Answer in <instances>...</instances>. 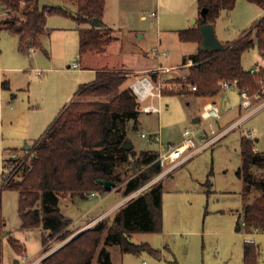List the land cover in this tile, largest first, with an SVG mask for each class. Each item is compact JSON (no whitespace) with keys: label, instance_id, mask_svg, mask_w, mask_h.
Listing matches in <instances>:
<instances>
[{"label":"rangeland","instance_id":"obj_1","mask_svg":"<svg viewBox=\"0 0 264 264\" xmlns=\"http://www.w3.org/2000/svg\"><path fill=\"white\" fill-rule=\"evenodd\" d=\"M59 2L54 0V3ZM66 3L74 9L72 0ZM154 11L158 12V17L152 16ZM105 14L109 22H112L110 25L117 31L110 29V32L104 33L105 38L110 37L99 49L83 52L80 68H69L68 65L79 58L80 30L87 25L71 16L53 14L49 17V32L42 37L43 48L37 47L35 54L31 49H20L18 34L6 26L0 29V190L4 218L0 229V264H42L46 256L85 229L94 227L105 216L114 218L124 206L122 204L110 213L103 212L113 201L122 197V192L118 195L113 191L110 193L112 197L96 205L102 197L107 196L108 190L95 189L103 192L97 196L90 195L94 190L62 191L59 193L58 206L65 216L77 223L72 221L65 230L51 238L49 230L42 225L24 229L19 213V191L1 189V150L6 158L21 160L27 152L24 150L26 144H30L29 151L32 155L38 139L74 94L73 100L76 98V101L110 100L114 93L108 96L78 95L80 84L89 81L91 77L92 73L85 69L90 61L100 65L101 62L118 59L130 68H152L159 64L180 63L184 54L197 47L195 42L181 41L179 32L184 28L199 27V0H107ZM263 17L264 8L258 3L236 0L233 7L221 10L215 22L216 34L223 42H235L253 30L251 36L255 39L254 45L242 56V64L248 70L257 67V64L258 69L264 65V53L257 42L255 30V25ZM118 32L121 34V54L115 55L118 47L114 45V54L109 53V58L97 57L96 51L103 49L106 55L109 48L105 46L114 43ZM158 48L168 49V55L157 56ZM144 53L148 56L145 57ZM193 64L194 62L191 63ZM190 66L178 65L162 75L151 73L150 76L155 83L163 85V94L164 91L171 92L181 88L196 91L188 80ZM106 71L118 76L131 74L126 77L130 78L128 82L136 80L142 74L112 67H107ZM2 80L9 81L10 86L3 87ZM124 88L125 82L118 91ZM220 89L222 117L225 111L232 113L225 117L226 122H223L222 117L214 121V127L220 129L230 126L237 117H240L241 123L228 130L216 144L164 175L162 230L135 232L131 235L134 242L148 243L158 251V255L147 249L140 253L122 252L117 244L107 241L104 236L93 264H103L102 249L110 254L112 251L116 264H244V244L247 238L255 239L260 251L259 264H264V233L253 236L236 231L244 203L241 193L243 180L237 174V169L242 164L240 138L251 132L249 137L254 140L256 150L264 151V105L256 111L254 109L264 103V96L259 98L258 94L251 95V108H244L239 88L224 89L220 86ZM137 101L140 111L137 127L133 119L127 123L128 135L134 142L136 154L131 155L127 163L116 168L114 179L117 186L111 190L123 187L129 177L148 168L142 162V152L160 150L159 135L165 144L179 143L184 137L183 130L193 124L195 112L203 108L201 98L177 93L162 96L161 113L147 112L138 96ZM156 101L158 103L159 99H155ZM250 110L253 113L246 116ZM210 121L201 119L196 126L209 128ZM142 132L148 134V137H143ZM13 147L18 148L15 158H11L14 150H9ZM11 163L12 161L7 163L9 168ZM255 171L260 173L259 169ZM159 176L160 173L141 186L142 192L161 182ZM98 214L100 215L97 216ZM64 232L68 234L66 238L61 237ZM44 236H47L46 244ZM15 240L17 244L13 242ZM67 249L71 250V245Z\"/></svg>","mask_w":264,"mask_h":264},{"label":"trees","instance_id":"obj_2","mask_svg":"<svg viewBox=\"0 0 264 264\" xmlns=\"http://www.w3.org/2000/svg\"><path fill=\"white\" fill-rule=\"evenodd\" d=\"M0 0V29L6 26L20 37V49L43 48L42 37L49 32V15L61 14L75 18L86 24L80 30V54L99 49L109 40L104 33L111 28L93 26L95 17H103L106 0ZM264 8V0H252ZM236 0H199L201 11L207 7L205 17L200 15L199 27H191L179 32L182 41L201 42L200 25L204 22L215 24L223 8H231ZM256 38L264 49V17L255 25ZM253 30L224 51L204 50L184 58L194 62L190 66L189 82L196 86L198 95H214L221 91L219 80L238 79L240 90L246 89L250 95L260 94V79L264 78V68L252 72L242 64L243 53L254 45ZM127 76L114 72L100 71L96 81L83 84L78 95L113 96L108 101L72 100L38 139L34 152L22 164V170L11 178L4 188L19 191V213L22 228L43 226L49 230V238L65 230L72 218L65 216L59 206L62 191L106 190L98 178L114 179L116 168L127 163L134 149L122 148L128 136V120L139 118L137 94L132 87L118 91ZM8 86L7 80L2 83ZM166 93L185 95L184 88ZM142 162L147 169L129 177L123 187L124 195H129L162 171L158 162V151L142 152ZM242 164L237 170L243 180V195L246 203L239 214L237 231L264 232V151L255 148L249 135L241 137ZM20 168V169H21ZM255 169H259L257 173ZM20 179V180H19ZM22 179V180H21ZM0 190V229L4 224L2 197ZM253 194V195H252ZM163 184L151 186L138 197L130 199L122 206L114 218L105 216L94 227L87 228L65 245L46 256L42 264H92L101 239L117 244L122 252L140 253L147 249L155 255L158 251L148 243H136L131 239L134 232L161 231L163 226ZM245 221V226L242 222ZM63 238L68 235L61 234ZM17 244V241H13ZM47 236H44V243ZM71 245V250L67 248ZM2 244L0 241V256ZM103 264H113L111 255L105 249ZM158 255V254H157ZM244 264H259V251L255 241L247 240L244 245Z\"/></svg>","mask_w":264,"mask_h":264},{"label":"built area","instance_id":"obj_3","mask_svg":"<svg viewBox=\"0 0 264 264\" xmlns=\"http://www.w3.org/2000/svg\"><path fill=\"white\" fill-rule=\"evenodd\" d=\"M152 16L158 17V12L154 11L152 12ZM32 52H35L37 50L36 47L30 48ZM264 52V49H263ZM158 55H167V50H162L158 48L157 50ZM79 58L75 60L71 67L72 68H80L81 62H80V54L78 55ZM171 70V66L168 65H162L159 64L158 66L148 68L145 70L146 73H156L158 75H162L164 73H167ZM252 72H256L255 69L251 70ZM260 79V92L264 93V78L259 77ZM220 86L224 89H229L233 87L239 88L238 85V79L235 78L233 80H221ZM162 87L163 85L161 83H155L152 79V77L144 76V77H137L136 80L132 82V88L137 94L139 101H145L150 98L157 97L159 99V103L155 104L154 102H146L143 104V109L147 112H157L161 113V103L160 99L162 96ZM193 89H196V86H192ZM241 95L243 97V101L241 105L244 108H251L252 102H251V95L249 92L244 89L240 90ZM264 104V103H263ZM200 120L201 119H209L211 120L208 124L209 128H198L196 126L197 122H193L191 126H187L183 130V139L177 143V144H161V148L158 151L157 160L162 166V171L160 175L164 176L169 174L174 168H176L181 163L189 160L190 158L194 157L201 151L207 149L210 146H213L216 144L219 140H221L224 135L233 128L234 126L239 125L241 122L236 121L230 126L216 129L214 127V121L219 120L222 117V112L220 106L215 102H207L203 105L202 110L200 111ZM199 120V121H200ZM198 121V122H199ZM143 137H148V134L145 132H142ZM249 136H251V133L249 132ZM160 138V135L158 136ZM31 147V146H30ZM26 152V155L21 160L19 159H8L6 158L4 151L1 150V156H2V170H1V189L11 181V178L16 175L17 172H20L22 170V164L28 159V157L31 155L30 148L24 149ZM18 155V151H13L12 157L15 158ZM9 161H12L10 168L7 165ZM21 168V169H20ZM98 194V191H92L90 195H96ZM243 226H245V221L242 222ZM255 231H259L258 229H255Z\"/></svg>","mask_w":264,"mask_h":264},{"label":"crops","instance_id":"obj_4","mask_svg":"<svg viewBox=\"0 0 264 264\" xmlns=\"http://www.w3.org/2000/svg\"><path fill=\"white\" fill-rule=\"evenodd\" d=\"M106 3H107V0H106ZM105 8H106V5H105ZM51 15H49L48 16V20H49V17H50ZM103 25H101V26H104V27H107V28H111V29H114L115 31H117L112 25H110L112 22H109V20H108V18H106V14H105V10H104V14H103ZM48 20H47V25H48ZM92 25V24H91ZM215 25V24H214ZM88 26V25H87ZM184 29H187V28H184ZM184 29H181V30H184ZM180 30V31H181ZM119 33V32H118ZM120 33H119V35H117V38H116V40L114 41V43H111V44H107L105 47H107V48H109L108 49V52L106 51V55H105V49H103V50H100V51H96L97 52V57H100V58H109L108 56L110 55V54H114V52H113V47H114V45L115 46H117L118 48H116L117 49V53L115 54V55H119V54H121V52H122V44H121V42H120ZM143 36V35H142ZM182 41V40H181ZM184 42H189V41H184ZM192 42H195L196 43V49L194 50V51H192V52H189V53H186V54H184V56H183V60L180 62V63H175V64H172V65H168V66H171V68H174V67H176V66H178V65H184V64H188L189 66L191 65V63H193L192 62V60H189L190 61V63H183V61H184V58L185 57H188V56H190L191 54H193V53H196L197 51H198V49L200 48V43L199 42H197V41H192ZM226 42H233V41H226ZM38 49V48H37ZM41 49V48H40ZM165 50H167V51H169L168 49H165ZM37 52V50L35 51V52H33V54H35ZM110 53V54H109ZM108 55V56H107ZM168 55V54H167ZM167 55H164V56H167ZM80 56L82 57V55L80 54ZM144 56L146 57V56H148V54L147 53H144ZM157 56H158V54H157ZM81 59V58H80ZM91 59V58H90ZM80 62H81V60H80ZM258 65L259 64H257V67H258ZM82 66V65H81ZM1 67V66H0ZM2 67H7V66H2ZM68 67L70 68L71 67V65H68ZM107 67H112V68H114V69H124V70H128L129 72L130 71H133V72H136L137 74H141V75H139L138 77L139 78H141V77H144V76H148V77H150L151 78V76H150V74H148V73H146L145 72V70L146 69H148V68H150V66H144V67H140V68H130V67H128L127 65H126V63L125 62H123V61H121V60H118V59H116L115 61H112V62H109V61H106V62H101L100 63V65H95L92 61H90V63H89V65L85 68L86 70H88V72L89 73H92L91 74V77H90V79H89V81H86V82H83V83H81L80 84V86H79V88L83 85V84H86V83H91V82H94V81H96V79H97V77H98V73L100 72V71H105V70H107ZM257 67H252V68H250L249 70H252V69H255L256 71H259L261 68H264V65L261 67L260 66V69H258ZM248 70V69H247ZM125 75L127 76V77H129L131 74H128V73H125ZM128 80H130V78H127V81H125V87H132V82H133V80L131 81V82H128ZM154 81V80H153ZM8 82V86H10V83H9V81H7ZM155 82V81H154ZM2 83H3V80H2ZM3 86V85H2ZM133 89V88H132ZM164 94H163V92H162V96H163ZM74 96H75V94H74ZM74 96L71 98L70 97V99H68V101L65 103V105H64V108H65V106H67L72 100H73V98H74ZM162 96H161V99H160V103H161V108H162ZM184 96H190V97H199V98H201V101H202V103H203V105L205 104V103H207V102H210V101H212V102H215V103H217L219 106H221L222 107V103H221V96H220V92L219 93H217V94H214V95H198V94H196L195 93V90H189ZM258 96H259V98L260 97H263V96H261L260 94H258ZM155 99L156 100H158V98L157 97H154V99L153 98H150V99H147V100H145V101H141V103L142 104H144V103H146V102H148V100H151L150 102H154L155 104H158L157 103V101L155 102ZM257 99H258V97H257ZM264 104H262V105H259V106H257V107H255L254 109H255V111L256 110H258L259 108H261L262 106H263ZM203 107V106H202ZM241 109H242V107H241ZM62 110H63V108L61 109V111L58 113V115H56V117H55V119H54V121L56 120V118L61 114V112H62ZM200 110V109H199ZM201 110H202V108H201ZM200 110V111H201ZM161 111H162V109H161ZM199 111V112H200ZM253 110H250V112H248L247 114H246V116H248V115H250L251 113H253L252 112ZM199 112L197 111V112H195V114H194V118H193V120L197 117V116H199ZM229 111H225V112H223V117L221 118V119H223V122H226V119H225V117H227L228 115H230L232 112H229ZM239 119H240V117H237L235 120H234V122H236V121H239ZM200 120V119H199ZM53 121V122H54ZM218 121V120H217ZM52 122V123H53ZM194 122V121H193ZM240 122V121H239ZM52 123H50L49 124V126L52 124ZM49 126H48V128H49ZM47 128V129H48ZM47 129L44 131V133L41 135V137H43V135L46 133V131H47ZM251 133V132H250ZM130 136V135H129ZM40 137V138H41ZM241 137H242V135H241ZM39 138V139H40ZM258 140V139H257ZM161 144H165V142H163V140H162V136H160V138H159V145H160V148H161ZM167 144H169V143H167ZM11 149H13L14 151H16L18 148L17 147H13V148H10L9 150H11ZM240 149H241V138H240ZM157 151H159V150H157ZM238 170V169H237ZM164 177L165 176H162V175H160L159 176V178H161V182H162V179H164ZM243 189V188H242ZM109 192H108V194H107V196H104V197H102V199H100L99 201H98V203L96 204V205H100V203L102 204V202H104L108 197H112V193H113V191H116L117 193H119L118 195H121V192L123 193V190H120V189H117V190H108ZM142 192V190L140 189V188H138L137 190H135L134 192H132L131 194H129V195H122V197H119V199H116L115 201H113L112 203H111V205L107 208V209H105L103 212H107V213H110L111 212V210H114L115 211V208L117 209V207H119V206H122V204L123 205H125V203H127L130 199H133V198H136L135 196L136 195H138L139 196V194ZM103 194V192H99L98 191V194ZM111 193V194H110ZM137 193V194H136ZM241 193H242V195H243V192H242V190H241ZM98 194H96V195H93V196H97ZM111 195V196H110ZM86 196V195H85ZM137 196V197H138ZM115 197V196H114ZM243 198H244V195H243ZM245 203H246V200H245V198H244V203H243V207H244V205H245ZM96 207V206H95ZM243 207H242V209H243ZM114 211H112V212H114ZM102 212V213H103ZM101 214V213H100ZM100 214H98L97 216H99ZM73 220V219H72ZM73 222L74 223H77L75 220H73ZM236 231H237V229H236ZM238 232H242V233H247V234H250V235H257V234H259V233H264L263 231H254V232H245V231H238ZM135 233V232H134ZM247 240H248V238H247ZM246 240V241H247ZM249 240H253V241H255V239L254 238H249ZM256 242V241H255ZM245 245V244H244ZM258 251H259V247H258ZM259 254H260V251H259ZM111 259H112V261H113V264H116L115 263V260L113 259V255H112V251H111ZM260 262V261H259ZM92 264H93V262H92Z\"/></svg>","mask_w":264,"mask_h":264},{"label":"water","instance_id":"obj_5","mask_svg":"<svg viewBox=\"0 0 264 264\" xmlns=\"http://www.w3.org/2000/svg\"><path fill=\"white\" fill-rule=\"evenodd\" d=\"M207 11H208L207 7L202 9L201 14L203 17H205ZM91 24L93 26H101L103 25V18L95 17L91 21ZM200 34H201V42H200L201 49L224 51L228 49L230 46L228 43L223 42L218 38L215 31V25L211 22H204L200 25ZM199 119L200 116H197L193 121L198 122ZM30 146H31L30 144H26L25 149H29ZM121 146L124 149H132L134 147V142L131 136L128 135L124 139ZM98 182L103 184L106 190H111L113 187L117 186V182L112 179L98 178Z\"/></svg>","mask_w":264,"mask_h":264}]
</instances>
